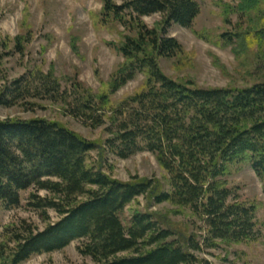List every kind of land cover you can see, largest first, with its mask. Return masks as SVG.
Segmentation results:
<instances>
[{
  "label": "trees",
  "instance_id": "1",
  "mask_svg": "<svg viewBox=\"0 0 264 264\" xmlns=\"http://www.w3.org/2000/svg\"><path fill=\"white\" fill-rule=\"evenodd\" d=\"M103 2V16L134 20L136 28L118 46L125 61L109 87L96 95L77 84L72 102L52 73L35 70L6 86L0 104L29 98L61 101L69 113L94 126L104 124L105 116L111 137L102 151L121 158L153 153L168 174V188L138 175L122 181L107 173L101 161L90 164L96 144L58 121L0 118V200L13 206L21 191L44 190L48 195L33 192L30 204L43 216L48 208L60 216L43 230L17 237L10 264L63 249L74 240H82L79 252L96 264H210L196 252L257 238V206L241 201L228 177L234 167L249 164L264 189V0H237L224 8L226 21L233 12L240 20L223 38L237 46V54L255 48L259 55L258 77L246 87H202L162 70L160 58L183 51L168 36V27H191L200 13L196 0ZM154 13L164 17L160 29L140 20ZM139 73L145 76L141 87L115 105L111 95ZM140 196L190 210L202 222L204 237L176 231L157 212L135 209L125 223L126 208Z\"/></svg>",
  "mask_w": 264,
  "mask_h": 264
},
{
  "label": "rangeland",
  "instance_id": "2",
  "mask_svg": "<svg viewBox=\"0 0 264 264\" xmlns=\"http://www.w3.org/2000/svg\"><path fill=\"white\" fill-rule=\"evenodd\" d=\"M126 0H114L123 4ZM200 13L191 27L172 24L168 36L175 37L183 51L175 57L160 58L165 74L175 80H193L202 87H246L253 84L260 63L257 49L235 52L236 45L223 38L235 31L240 17L237 12L225 20V4L237 0H196ZM103 0H0V96L6 86L30 71L52 73L63 90L75 101V87L81 84L98 95L112 82L124 63L118 46L128 35H135L134 20L120 22L103 16ZM95 14V15H94ZM264 15V14H263ZM126 19H130L127 15ZM163 15L154 13L141 17L149 28L160 29ZM264 19V16H263ZM19 40L22 46L17 47ZM240 49V48H239ZM145 76L141 73L111 95L116 105L137 91ZM67 104L50 99L29 98L25 102L6 106L0 104V118H45L58 121L96 144L89 154L92 165H101L112 177L128 181L134 176L154 178L168 188V174L149 151H139L128 158L105 153L102 147L111 137L107 130L110 121L94 126L68 112ZM100 165V164H99ZM240 200L255 204L257 238L241 243H221L214 248L204 247L196 252L210 264H264V189L260 178L249 164L236 166L228 177ZM48 195L34 188L20 192V202L7 206L0 200V264H10L17 237L30 231L43 230L60 219L51 208L42 210L30 204L31 194ZM135 209L160 213L176 231L204 237L202 222L190 210L170 202L155 203L140 196L124 214L125 223ZM180 209V212H177ZM48 216V218H47ZM202 239V238H201ZM74 240L63 249L34 254L20 264H96L90 256L82 255ZM130 253H123V255Z\"/></svg>",
  "mask_w": 264,
  "mask_h": 264
}]
</instances>
